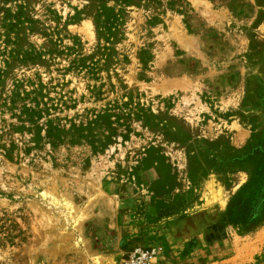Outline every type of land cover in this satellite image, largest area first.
Listing matches in <instances>:
<instances>
[{
    "label": "rangeland",
    "instance_id": "374dc122",
    "mask_svg": "<svg viewBox=\"0 0 264 264\" xmlns=\"http://www.w3.org/2000/svg\"><path fill=\"white\" fill-rule=\"evenodd\" d=\"M136 248L264 264V0H0V264Z\"/></svg>",
    "mask_w": 264,
    "mask_h": 264
},
{
    "label": "built area",
    "instance_id": "2783aa9c",
    "mask_svg": "<svg viewBox=\"0 0 264 264\" xmlns=\"http://www.w3.org/2000/svg\"><path fill=\"white\" fill-rule=\"evenodd\" d=\"M157 257L154 249L136 248L129 252L119 264H157Z\"/></svg>",
    "mask_w": 264,
    "mask_h": 264
},
{
    "label": "trees",
    "instance_id": "16d2710c",
    "mask_svg": "<svg viewBox=\"0 0 264 264\" xmlns=\"http://www.w3.org/2000/svg\"><path fill=\"white\" fill-rule=\"evenodd\" d=\"M233 203H234V199H232L230 201L229 205H228V210L226 212V216H228V219L226 221L224 220L225 223L226 222H228V223H236V222H239L241 220V218H243L242 215H244V214H242V215H240V214L239 215H233V213H231L230 209L233 206Z\"/></svg>",
    "mask_w": 264,
    "mask_h": 264
}]
</instances>
